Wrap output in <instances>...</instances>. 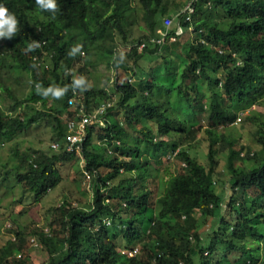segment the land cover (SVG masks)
Masks as SVG:
<instances>
[{"label":"trees","instance_id":"1","mask_svg":"<svg viewBox=\"0 0 264 264\" xmlns=\"http://www.w3.org/2000/svg\"><path fill=\"white\" fill-rule=\"evenodd\" d=\"M189 2L194 12L186 21L182 9ZM57 3L60 11L52 20L35 0H0L19 21L17 36L0 41V99H12L14 109L18 103L27 105L14 115L0 104V134L16 138L47 118L52 142H61L68 133L67 117L76 118L80 107L92 113L111 103L86 126L80 154L63 146L51 153L32 148L14 152L16 179L37 202L61 182L62 167L80 159L85 165L80 170L77 163L78 172L92 176L93 198L76 206L66 198L53 208L48 226L34 227L29 236L19 227L9 229L15 240L0 247V264H31L29 251L38 247L31 238L36 236L40 264H259L264 256V114L245 110L264 100V0ZM174 15L176 21L166 29L164 19ZM177 22L182 35L175 33ZM135 26L144 34L131 39ZM165 30L163 44L150 43ZM31 40L41 47L26 53ZM120 42L124 50L117 47ZM143 42L147 45L140 48ZM76 44L83 45L85 55L70 58L67 53ZM174 45L180 61L161 57L163 71L173 74L167 86L142 59ZM120 54L125 60L117 68ZM102 63L116 72L115 104L108 86L91 84L93 68ZM3 69L29 76L25 99H17L15 89L4 82ZM69 69L90 83L88 91H78L74 106L68 102L71 90L62 100L36 94L37 83L45 88L70 84L74 74ZM126 70L139 80L125 75L129 80L118 83ZM177 76L180 83L173 80ZM14 81L18 87L19 79ZM200 112L209 114L203 129L207 164L184 148L202 129ZM243 117L255 126L259 151L242 143L236 149L239 137L222 130ZM223 152L226 179L220 169ZM172 157L181 164L176 173L162 175L151 165Z\"/></svg>","mask_w":264,"mask_h":264},{"label":"rangeland","instance_id":"2","mask_svg":"<svg viewBox=\"0 0 264 264\" xmlns=\"http://www.w3.org/2000/svg\"><path fill=\"white\" fill-rule=\"evenodd\" d=\"M133 1L136 3V0ZM184 8L182 9V12ZM173 17L176 21L177 16L174 15ZM130 31L131 33L129 32V34H132L131 39L140 37L144 34V31L137 26L133 27ZM118 41L119 40L116 39V42ZM122 46L123 45L120 42L117 47H120V49L126 48ZM180 55L181 53L179 47L174 45L169 47L167 50L163 49L159 54L147 55L142 60L144 61L143 64L148 68H154V75L165 78L157 80L165 82L168 86L170 81H172L171 78L173 77V74L169 77L168 74L163 71V59L161 57L165 56L167 59L172 58L174 62H178L180 61ZM46 57L47 54L43 56V59L46 60ZM8 71L9 70L3 69L2 79H8L4 80V82L11 85L15 89L17 99H25L29 88V76L27 74L19 75V70L18 72L11 70V74H8ZM92 71L93 74L91 84L98 85L99 87L108 86L112 96L111 98L114 100L115 104L118 94L112 89V84L116 81V72L112 69L109 70L104 63L97 65ZM120 73L122 79H119L118 83H124V81L128 78L139 80L136 76L132 75L133 73L131 70H126L123 71V73ZM74 75L78 77L79 74L74 70ZM177 78L178 79L173 80L180 83V77L177 76ZM15 79H19L20 81L18 87L14 81ZM210 94L211 93L207 92L208 96H211ZM0 101L3 109H7L6 111L8 113H12L14 115L20 113L24 107L27 106L26 103H18L16 109H14L12 108L14 101L9 97H2ZM29 110L32 111V109ZM117 110L118 108H115L113 112H116ZM252 110L264 114V100L261 105L253 106L252 109L248 108L245 112L246 114H249ZM242 112H240L239 115H241ZM208 115V112H200L198 114V118L200 119L198 127H202V129L198 130L194 139H188L184 144V148L188 149L191 155L195 156L203 164H207L208 139L203 129H205L208 125ZM118 116L122 118L121 116H123V114H118ZM244 119L245 118L243 117L241 121L237 122V124L229 125L222 130L227 136L239 137L240 142L235 146L236 149H239L242 143L243 145L250 146L253 151H259L261 149V145L255 142L253 137L255 126L251 122H247ZM47 122V118L41 119L39 121V126H37V124L32 125L28 132L24 135L19 132L16 133L18 134V136L16 135V138L12 137L10 139H4L0 134V247L5 245L9 238L12 240L15 239V236L13 235L14 233L9 230L13 227H19L20 230L27 233L29 236L31 235L30 233L34 227L45 228L48 226L51 221L53 208L60 205L66 198L75 206L89 204L92 201L93 191L92 188H90L89 183L92 180V176L89 177L86 174V177H84L81 174L82 172H78L77 163L81 167L80 170H82L84 167L83 165H85V162L81 159L80 162H76L75 160L73 163L62 167L61 182L40 202H37V200L29 192H25L23 184H20L17 181L16 170L14 169V165L18 162L14 153L16 148H20L22 151L26 150V148L27 150L32 148L39 151L44 150L49 153L53 152V150H51V145L53 143V129ZM132 134L136 135V133ZM141 154H147L145 148L141 149ZM226 161L227 152H223L220 155V169L224 172L225 179L229 178L226 170ZM151 165L155 166L153 168L158 167L163 175L166 171L168 173H176L181 164L179 165V163L172 157L165 159L161 165L154 164V162H152ZM153 171L155 170L153 169ZM217 189L218 191H221V185L217 184ZM32 239L37 240L38 238L36 236L32 237L31 241ZM258 244L259 243H256L255 247H258ZM37 246L38 247L31 248L29 251L31 264H40L41 262L38 259V256L42 248L39 245ZM259 264H264V256H261Z\"/></svg>","mask_w":264,"mask_h":264},{"label":"clouds","instance_id":"3","mask_svg":"<svg viewBox=\"0 0 264 264\" xmlns=\"http://www.w3.org/2000/svg\"><path fill=\"white\" fill-rule=\"evenodd\" d=\"M35 5L41 12L51 13L50 19L52 20L56 19V13L60 11V6L57 3V0H35ZM18 26L19 21L16 16L11 13L7 7L0 4V41L11 40L16 37L19 31ZM40 47L41 44L39 41L31 40V43L28 44L27 48L24 51L26 53H30ZM67 55L70 58H75L77 55L84 56L85 53L83 51V45L76 44L68 51ZM124 60V55L120 54L119 62L115 64V67L118 68L124 62ZM66 72L70 73L71 70H66ZM89 88L90 83L87 81L86 77L82 75L78 77L73 75L71 83L63 87H60L59 85H49L47 88H45L41 83H37L35 85L37 95L41 96L43 99L51 98L52 100H62L70 90L72 91L73 95V93L75 94L76 92H86L89 90ZM68 119V117L65 119L66 124ZM63 141H61V143H63Z\"/></svg>","mask_w":264,"mask_h":264},{"label":"built area","instance_id":"4","mask_svg":"<svg viewBox=\"0 0 264 264\" xmlns=\"http://www.w3.org/2000/svg\"><path fill=\"white\" fill-rule=\"evenodd\" d=\"M194 12V6L192 2H189L184 10L183 13H185V20L189 21L192 13ZM175 20L174 17H166L164 19V25L166 29H168L170 26L174 24ZM184 32V28L181 25L180 22H177L176 26V31L175 33L177 35H182ZM160 37L159 38H151L150 43L152 44H163L167 35L168 31H161ZM172 41L176 40V36L172 35L170 37ZM147 45V42H143L140 44V48H144ZM78 93L76 92L75 94L69 98V105L74 106L76 104V96ZM111 103H102L97 109H95L92 113H87L85 112L83 107H80V111L77 112V117L76 118H69L67 120V128H68V133L66 134V137L63 141V143L55 141L52 143L51 147L53 150H60L61 147L63 146L65 151H77L78 154L81 153L82 150V144L84 141V136H85V128L87 125H89L90 122L94 121L95 118H99L102 114H105L107 112V108L110 107ZM242 114V113H241ZM240 119L238 118L237 121ZM103 120H101V124L103 125ZM87 176L90 177V174L86 172ZM47 231V229H46ZM15 240V239H13ZM33 245L37 246L38 243L36 242V239H32Z\"/></svg>","mask_w":264,"mask_h":264},{"label":"crops","instance_id":"5","mask_svg":"<svg viewBox=\"0 0 264 264\" xmlns=\"http://www.w3.org/2000/svg\"><path fill=\"white\" fill-rule=\"evenodd\" d=\"M71 73H73V74H74V72H71Z\"/></svg>","mask_w":264,"mask_h":264}]
</instances>
